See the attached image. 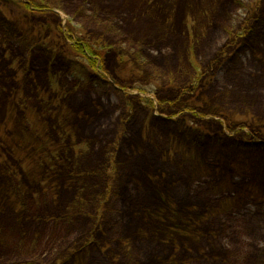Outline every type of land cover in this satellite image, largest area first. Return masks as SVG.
Instances as JSON below:
<instances>
[{"label": "rangeland", "instance_id": "374dc122", "mask_svg": "<svg viewBox=\"0 0 264 264\" xmlns=\"http://www.w3.org/2000/svg\"><path fill=\"white\" fill-rule=\"evenodd\" d=\"M27 1L0 0V264H264V0Z\"/></svg>", "mask_w": 264, "mask_h": 264}, {"label": "trees", "instance_id": "16d2710c", "mask_svg": "<svg viewBox=\"0 0 264 264\" xmlns=\"http://www.w3.org/2000/svg\"><path fill=\"white\" fill-rule=\"evenodd\" d=\"M23 6L25 9H27V11L29 10L31 14L37 12L36 10L37 8H40V10L44 8L46 13H48V9H46L42 5L39 6V4H37L33 0H28L27 4H23ZM79 41L80 43H75L74 48L76 49L77 53L82 55L83 58H85L89 62V65H92V67L94 68L95 65L98 64L99 62L98 60L103 59V53L97 51L95 49V45L92 44L91 42H88V40H85V41L79 40ZM237 143H239L240 145L243 144L244 146H247V144L244 142L237 141Z\"/></svg>", "mask_w": 264, "mask_h": 264}]
</instances>
